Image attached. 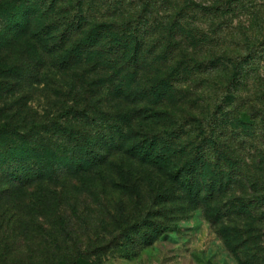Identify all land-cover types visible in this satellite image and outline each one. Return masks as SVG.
<instances>
[{"label":"rangeland","instance_id":"374dc122","mask_svg":"<svg viewBox=\"0 0 264 264\" xmlns=\"http://www.w3.org/2000/svg\"><path fill=\"white\" fill-rule=\"evenodd\" d=\"M5 1L0 0V34L26 23L31 35L41 33L46 63L37 66L26 35L14 43V54L0 49L8 61L20 62L14 76H5L0 68V94L5 96L0 98V264H264V159L257 153L264 152L259 138L264 128L246 136L239 147L233 122L247 112L259 114L256 123L262 124L264 0H193L204 10L185 7L181 0H155L150 19L140 21L138 70L132 82H120L113 72L124 67L119 76L133 74L132 37L128 54L123 43H113L112 30L104 31L80 49L81 59L99 54L92 61L75 62L73 57L66 69L57 68L59 60L52 62L60 52L46 50L60 41L72 17L73 29L80 14L82 21H121L120 13L137 17L143 0H122L120 6L118 1L111 6L104 0H83L77 17L72 3L68 13L56 4L45 18L49 0H27L31 8L13 1L16 10ZM176 3L190 17L180 19L185 24L180 31L187 38L206 36L213 42L203 40L191 48L193 40L179 36L175 41L180 43L172 44L170 58L163 60L174 42L167 37L168 14ZM215 9L227 12V23L225 32L213 36L208 29ZM252 12L263 13V21L253 19ZM241 27H250L253 58L232 103L216 112L227 75L203 68L209 64L205 58L212 51L219 54L221 47L238 51L231 42L241 39ZM79 39L68 34L66 47L73 41L82 46ZM175 59L183 62L166 78ZM65 79L77 83L75 96L62 94L69 89ZM116 85L129 94L121 95L126 108L113 96ZM158 86L159 103L154 105ZM22 96L25 104H16ZM72 98L78 99L76 107ZM14 113L18 116L11 119ZM126 113L133 116L131 122ZM192 115L207 118L205 136ZM69 123L71 137L56 127ZM213 131L220 134L216 140ZM139 139V154L146 160L132 161L133 184L102 182L93 176L98 164L86 169L102 155L106 169L111 158Z\"/></svg>","mask_w":264,"mask_h":264},{"label":"trees","instance_id":"16d2710c","mask_svg":"<svg viewBox=\"0 0 264 264\" xmlns=\"http://www.w3.org/2000/svg\"><path fill=\"white\" fill-rule=\"evenodd\" d=\"M18 2L20 5H22V7L24 8H31L30 4L26 5L27 0H11V1H5L6 2V6L8 7V9L10 10H16V5L13 6L14 2ZM82 1L83 0H49V4L46 6V8L43 10L42 15L43 18H45L47 15H49L53 9V7L56 4L62 5L61 7V11L68 13L70 10V3H72L76 8H77V14L76 17L80 14L81 12V5H82ZM100 1L102 0H97V2L100 3ZM116 1L119 2V6L120 4L122 5V0H104L103 2H105V4H109L111 6H116ZM155 0H143L140 4H139V11H137L139 13V15L136 17V15H131V16H127L124 17L122 15V13H120L119 15L121 17H123V19L121 21L118 20V18L116 19H105L103 21L98 22L95 19H92L90 21H82L83 18V14H80L78 16V21H77V25L76 28L73 29V26L75 25V23H73V17L72 20L68 21L69 25L66 26L64 32L60 35V41L57 44H53L48 50H46V52L48 53H54V52H60L61 56H58L57 54L55 55V57L53 58L52 62H55L54 60H59L60 61V65L57 67L59 69H66L69 68L70 65L72 63H74L71 59H73V57H76L77 60L75 62H81V61H92V58L95 55H98V52H91L89 55L90 57H87L85 59H81V47H84L85 45H87V43H94V39H96L97 37H101L104 31L107 30H112V33L110 34L112 37H114L113 39V43H117L120 45V43H123V48L126 49V52H128L129 54V49H127V40H129L128 38L132 37L135 41V46L132 49V52H130L131 54V63L133 65L134 71L133 74L131 75H122L119 76V72L124 68V67H120L118 70H113V72H115L117 78H119L120 82H122V80H126L128 82H132L134 80L136 71L138 70V52L140 49V43H141V33H140V29H141V24H142V18H144L143 23H146L149 19H150V15L151 13H153L154 10V3ZM241 1V0H239ZM102 2V3H103ZM180 2H185L186 5L185 7H190V8H195V9H202L204 10L205 6H202L200 3H197L196 1L193 0H181ZM24 4V6H23ZM182 3L178 4L176 3L175 5H172L170 12L171 14H168L170 16V22L168 24V35L167 37L170 38V40L174 41L173 43H169L168 47L166 49V51L164 52V57L163 60H167L170 58V52H171V48L170 46H173L172 44L175 45L179 44L180 42H176L175 40L178 39L179 36H184L186 41L188 40H193L191 41L190 45L191 48L194 45H199V42L205 40L207 42H213L210 40H207L208 38L205 37H194L191 34L189 35V37L187 38L186 35H184L182 33V31H180L182 29V27L185 24H180V19L188 17L185 13H184V9L183 8ZM26 5V6H25ZM72 6V5H71ZM240 6L242 9L245 10V12H249L247 9H245V5L244 4H240L237 5V7ZM123 7V6H121ZM202 7V8H200ZM125 9V7H124ZM29 9L24 10L25 12H27ZM123 10V8H122ZM247 10V11H246ZM153 11V12H152ZM157 14V10L155 12ZM248 13V14H249ZM213 15L211 18V23L209 24V33L211 35H217V34H221L223 32L226 31V27L224 26L225 23H227V19L225 18L227 16V12L226 11H216V9L212 12ZM112 15V13L110 14ZM251 17H253V19L257 18V20H260L261 22L263 21V13L260 12H252L251 13ZM141 18V19H140ZM190 17H188L189 19ZM225 18V19H224ZM93 21V22H92ZM141 21V24H140ZM154 22H156V18L153 19ZM135 22V23H134ZM84 28V31H81V29ZM249 30L250 27L246 28V27H241L240 28V34L242 35L241 39L238 41H234L231 42L232 45H234V47H238V51H226L224 52L222 47L219 48V54H215L214 51H212L210 53L209 56H207L205 58V60H208L209 64L206 67L203 68H207V69H213V68H217L220 69V72L223 76H226L225 79V83L223 85L224 87V94L221 93V95H219V97H221V101L220 104H215L214 109H216V112L220 111L222 108H227L233 101L234 99V89L236 88L237 84L240 82L241 78L243 77V75L246 72V68L247 66L251 63L252 61V52H253V48L250 44V39H249ZM188 33V32H187ZM68 34H71V36L73 35H79L80 37V42L82 43V46H78L75 47V41H73V43L70 45V47H66V41L64 40ZM181 34V35H180ZM23 35H26L27 37H30V39L26 40V45H28V48L31 49L36 57H37V66H41L44 65L46 62L45 59V52L42 46V37H41V33H34L31 35V31L28 30V28H26V23L25 24H21L20 28L18 31H12V28L9 27L7 28L5 31H3L0 34V49H10L11 50V54H14V50H13V45L15 42L18 41L19 38H21ZM51 40V39H50ZM214 40V39H213ZM55 41V40H51ZM182 42V41H181ZM53 43V42H52ZM90 45V44H89ZM65 48V49H64ZM70 48V49H69ZM63 49V50H62ZM170 49V50H169ZM245 49V52L242 53L240 50ZM169 50V51H168ZM184 54L187 55L189 54L187 51L184 50ZM8 55L7 54H3L2 51H0V68H5V71L2 72L3 74H5V76L7 75H11L14 76V74H16L17 72H19V67H20V62H11L8 61L7 59ZM192 57V56H190ZM189 57V58H190ZM183 61H180L179 59H175L173 60V68L170 69L171 72H168L167 77L172 76V74L174 72L178 71V68L180 67L181 63ZM201 66V64H200ZM198 66V70H203L200 69L201 67ZM15 72V73H14ZM84 77V75H82ZM110 80L113 79V77L109 78ZM65 83L69 86L68 90H64L62 91V94H65V96H68L70 94H73L75 96V90H76V82L74 80L71 79H65L64 80ZM157 83H159V81H157ZM92 84V83H91ZM2 86H0V90H1ZM61 92V91H60ZM160 92H161V88L158 86L157 88V94L154 97V100L152 101V103L158 104L159 103V98H160ZM113 96H116L119 100V102L122 104V106L124 108L127 107L128 102L126 100H124L121 95H125V97H128L129 94L124 92V90L122 88H120V85H116L114 87L113 90ZM125 93V94H124ZM64 96V95H63ZM0 98H5L4 94L1 93L0 94ZM22 98L18 99L16 104H25V102L22 101ZM73 104L72 106L76 107L78 99L72 98ZM67 102L65 99L61 101V103ZM139 101L138 104H140ZM144 107L139 109L138 114H141L145 111H143ZM127 110V109H126ZM147 110V109H146ZM261 111H259L260 115V120L262 124L260 123H256V116H258L259 114H255V117H251L249 114H247V112L241 113L240 115H236L235 118L233 119V122L238 126V129L236 131V137L239 136V139L236 143V145H238L239 147H242L246 144V136H248L249 134L254 135L256 133L257 128H264V107L260 108ZM262 112V113H261ZM128 121L131 122L134 118L132 115H130L129 113L125 114ZM227 115H229V112H227ZM18 116L17 113L12 114L11 119H14ZM193 118L192 120L197 124V128L199 129V134H205L207 131L205 130V124H203V120L207 121L205 117H201L192 115ZM150 117V116H148ZM200 118V119H199ZM185 119V118H184ZM70 126L69 124H65V125H60V126H56L58 128H64L65 131L67 132V136L71 137L74 135V131L71 128H68ZM207 126V125H206ZM208 127L209 124H208ZM67 128V129H66ZM252 130V132H251ZM258 132V131H257ZM259 133V132H258ZM211 134L214 136L215 140L216 138L220 137V134H216L214 131L211 132ZM142 136V135H141ZM205 136V135H204ZM217 136V137H216ZM261 137V140L264 141V136H262V134L259 136V138ZM231 139H233V137L231 136ZM236 140V139H235ZM139 140H137V142L133 143V145H130L128 147H125V149L122 150V155L118 156V157H113L111 158L108 163H107V168L104 169L101 167V165L103 164V160L102 156H100V158H98L100 160V162L98 161V163H88L87 166H85V164H81L78 168V171L83 170V167L85 166L86 169L88 171L91 170V168L95 165L100 166L93 174V176L95 177L96 175H99V178L102 180V182L110 180L114 185L116 186H126L128 185V182L132 181L131 184H133L134 178L132 179V169H131V164L133 160H136L138 157V159H141L139 161H143V156L141 157V155L139 154L140 150H138L139 147ZM223 144L227 145L228 143L225 142V139H223L221 141ZM219 145V144H218ZM250 148H253L255 150V152L257 151V149L254 146L249 145ZM223 150V149H222ZM262 152V153H261ZM258 155L261 156L264 159V152L262 150H259ZM137 159V160H138ZM94 161H96L97 159H93ZM146 160V159H144ZM261 160V159H260ZM90 169V170H89ZM98 173V174H97ZM92 176V177H93Z\"/></svg>","mask_w":264,"mask_h":264}]
</instances>
